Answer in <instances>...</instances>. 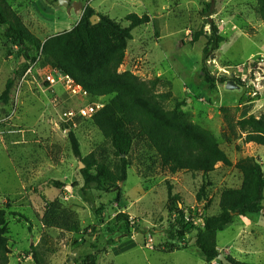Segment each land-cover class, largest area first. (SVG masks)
Here are the masks:
<instances>
[{"label": "rangeland", "instance_id": "rangeland-1", "mask_svg": "<svg viewBox=\"0 0 264 264\" xmlns=\"http://www.w3.org/2000/svg\"><path fill=\"white\" fill-rule=\"evenodd\" d=\"M20 1L10 3L32 4L25 23L33 27L35 20L49 34L56 26V32L71 30L84 13L58 0ZM72 1L124 26L129 14L150 16L149 24L133 31L120 72L146 82L160 78L158 94H171L166 108L182 104L194 124L214 134L233 166L219 164L207 175L171 173L155 150L138 141L120 197L96 189L83 193L82 159L73 153L69 132L78 138L83 158L95 153L114 170L118 160L112 146L92 120L61 118L83 103L69 99L62 87H53L59 102L53 101L44 81L50 67L42 60L21 84L35 62L21 59L0 24V209L7 214L9 264H35L34 254L41 264H90L89 257L95 264H224L219 258L207 262L196 240L205 219L219 213L222 193L241 187L236 165L247 157L264 164V147L244 143L249 128L237 125L264 112V22L258 0ZM210 3L216 13L207 19ZM211 21L223 39L218 49L210 44ZM11 78L15 86L4 105L1 96ZM228 81L239 88L228 90ZM111 99L84 104L105 106ZM170 188L175 198L169 197ZM217 247L230 261L264 264V208L258 215L237 217L218 234Z\"/></svg>", "mask_w": 264, "mask_h": 264}, {"label": "trees", "instance_id": "trees-1", "mask_svg": "<svg viewBox=\"0 0 264 264\" xmlns=\"http://www.w3.org/2000/svg\"><path fill=\"white\" fill-rule=\"evenodd\" d=\"M215 13V5L210 3L204 16L210 19ZM258 14L264 22V0H258ZM95 15H99L101 20L93 25L91 19ZM125 21L128 26L87 6L80 22L72 30L42 43L9 0H0V24L6 27L8 41L19 49L21 59L39 64L42 60L45 65L58 69L82 86L92 99L112 97L90 120L112 146L118 160L114 170L98 161L95 153L83 158L78 138L69 132L73 153L85 165L81 171L85 183L82 192L96 189L108 194L118 193L120 197L119 185L128 180L129 158L138 141L146 142L155 150L162 167L171 173L185 171L207 175L219 164L233 166L214 134L194 124L181 110L182 104L173 109L166 108L165 102L171 94H158L156 87L162 81L160 78L146 82L130 71L120 72L129 42L133 40V31L149 24L150 16L132 13L125 17ZM211 28L213 39L210 44L218 49L223 39L217 35L212 21ZM34 53L38 56L31 59ZM222 80L226 81L225 78ZM14 86L15 81L11 78L1 96L4 105L9 104ZM237 125L241 129L249 128L244 143L264 147V112L259 116L250 115L238 121ZM236 167L243 176L241 187L222 193L219 213L206 218L198 231L196 246L207 262L220 255L217 247L219 233L233 224L237 217L258 215L264 208V164L247 157ZM51 184L57 188L64 187L58 181ZM201 191L204 192V187ZM172 194L170 188L169 197L175 198ZM6 216V211L0 209V264H9L11 255ZM119 218L128 220L127 215ZM127 236L131 237V234ZM33 259L35 264H41L36 254ZM89 261L95 264L94 258L89 257Z\"/></svg>", "mask_w": 264, "mask_h": 264}, {"label": "built area", "instance_id": "built-area-1", "mask_svg": "<svg viewBox=\"0 0 264 264\" xmlns=\"http://www.w3.org/2000/svg\"><path fill=\"white\" fill-rule=\"evenodd\" d=\"M36 66L37 62L30 65L22 77L21 84L26 81L27 77L33 74ZM44 81L48 84L47 87H50L52 90L53 95H55V98L53 99L54 102H59V98L56 96L54 88L60 86L67 94L69 99H77L83 103L79 109L70 110L62 114L61 118L66 123L73 122L75 119H91L104 108V105L98 102L92 101L84 104L86 101H90V99H92L89 93L84 90L82 86L78 85L70 76L63 74L58 69L50 67L44 75ZM14 113L15 112H13V114ZM30 132L33 133L35 131Z\"/></svg>", "mask_w": 264, "mask_h": 264}, {"label": "crops", "instance_id": "crops-1", "mask_svg": "<svg viewBox=\"0 0 264 264\" xmlns=\"http://www.w3.org/2000/svg\"><path fill=\"white\" fill-rule=\"evenodd\" d=\"M21 1H24V0H21ZM20 1V2H21ZM9 2H10V0H9ZM11 4V3H10ZM12 5V4H11ZM22 5V3H20V4H18L17 6H13V8L15 9V10H17L18 12H20V14H21V16L24 18V20L26 19V16H25V13L26 12H30V8L29 7H32V4L29 2V4L28 5H25L24 7H23V5ZM87 6H90L89 4H87ZM86 6V7H87ZM85 7V8H86ZM91 7V6H90ZM92 8V7H91ZM94 9V8H93ZM95 10V9H94ZM32 11V10H31ZM96 11V10H95ZM105 16V15H104ZM81 18H82V15L80 16V19L76 22V24L73 26V28L76 26V25H78V23L80 22V20H81ZM34 22V25H36V26H33V27H29L27 24V27L30 29V31L37 37V38H39L41 41H42V43H44L48 38H50V37H52V36H55V35H58V34H60V33H62V32H65V31H70V30H65V31H58V32H56V27H55V33H53V34H49V32H45V31H43V28H42V26L41 27H39L38 26V22H36L35 20L33 21ZM53 24H55V23H53ZM72 28V29H73ZM71 29V30H72ZM57 87H60V86H57Z\"/></svg>", "mask_w": 264, "mask_h": 264}, {"label": "water", "instance_id": "water-1", "mask_svg": "<svg viewBox=\"0 0 264 264\" xmlns=\"http://www.w3.org/2000/svg\"><path fill=\"white\" fill-rule=\"evenodd\" d=\"M59 4L62 7L67 8L68 10H71L74 8L75 11H79L81 9H83V12L85 10V8H83L82 3L79 2H74L72 0H58ZM101 20V17L99 15H95L92 17L91 22L93 25H96L97 23H99ZM238 85H236V83L234 81H229L227 84V89L228 90H236L238 89ZM81 168L84 169L85 165L81 162ZM218 258L224 263V264H232V262L227 259L226 257H224L223 255H219Z\"/></svg>", "mask_w": 264, "mask_h": 264}]
</instances>
